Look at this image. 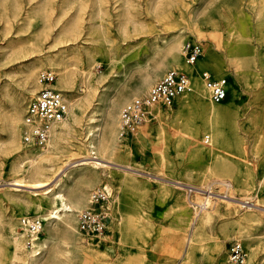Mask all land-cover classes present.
Listing matches in <instances>:
<instances>
[{
	"label": "bare ground",
	"instance_id": "6f19581e",
	"mask_svg": "<svg viewBox=\"0 0 264 264\" xmlns=\"http://www.w3.org/2000/svg\"><path fill=\"white\" fill-rule=\"evenodd\" d=\"M53 1L54 0H45L43 3L39 4L38 1L35 0L37 6L27 10L22 17V19L24 18L27 20L28 26L32 21H36L38 16L41 17V26L39 30L35 33H31L30 31L27 36L17 38V41L12 45L15 51H23L25 52L24 55L35 57L29 64L20 69V85L23 87L21 95L23 97L25 94L28 95L32 93V95L26 102L24 112H22L21 108V98L16 95L11 96L13 101L12 111H9L3 119L7 129L5 152L10 155L13 160L10 164V170L14 175L8 184L14 188L13 195L17 197L20 196L19 191L22 190V187L25 188V190L22 191L28 194L30 199L23 201L21 204L26 209L25 211H35L32 215H35L34 217L39 218L43 222L48 239L45 240L44 236H39L36 241H33L35 247H28L27 232L23 229L16 231L18 226H16V222L10 218L7 225L10 230V243L12 248L9 257L3 260L4 263L6 261V264H77L81 255L87 251H94L97 257L101 259L105 253L99 252L92 245L91 240H94V235H85L80 232L77 227L78 214L83 209H87L91 206V192L99 186H104L112 191L111 187L106 184L105 181H102L101 184L96 185L90 190V194L86 193L87 187L102 180L97 170L109 166V163L123 166L126 168L124 172L137 170L135 167L121 165L113 160L117 154L124 151V142L126 141L128 144L132 140L139 142L143 149L149 150L151 155L150 160L153 161L155 166L161 169L163 166L165 167L167 160L164 153V148L167 147L168 144L167 140L177 137L175 132H173V117L175 112L171 114L167 113L160 105H155L152 109L157 121L152 126L148 125L149 120H146L134 126L131 130L122 133L119 125L121 110L126 104L132 102L135 97L147 94L152 85L161 78L164 71L167 69H175L181 64L183 44L186 41H193L188 39L182 44L181 38L185 31L181 30L182 28L175 29L166 39H162L161 42H154L153 46L156 52L155 60L150 66V69L143 75L141 81L131 87L130 91L127 88L119 90L118 93L99 110L96 108V104H91L87 109L91 101L90 97L93 95L91 78L95 59L93 58L92 51H86L87 57L86 59H82L78 46L72 44H75L83 32L84 22L86 20L89 21L94 18L101 19L104 15H107L105 6L107 0H94L93 3H88V0H60L57 7L53 5ZM115 1L117 2L119 0H114V2ZM219 1L220 2H218V0H202L192 11V19H197L199 23H201L200 27L202 23L208 26V33L214 44L223 51H231L228 55L229 58L227 62L233 70L234 77L239 79L243 64L253 61V53H255L256 50H251L250 46L244 42H229L228 39H231L230 36L215 34L216 21L214 16L219 12V8L222 7L223 3L222 0ZM89 2L91 1L89 0ZM14 3H16V0ZM174 3V0H156L153 9L157 14L161 11L164 12L166 7ZM237 3L238 2L234 0H228L226 5L232 4V10H235L237 17H240V6ZM254 3H257V17H261L264 20V0H255ZM13 6V8L16 9L15 7H17V5ZM118 8L115 19L122 33H127L129 27H136L138 24H142L136 17L132 0L121 1L118 3ZM16 12H14L11 18L7 16L8 18L4 20V25L6 27H8L12 19L17 16ZM164 16L170 17L171 12H164ZM223 18L226 19L224 15ZM236 23L237 29L231 27L229 28V32L230 34L234 32L237 36H241L243 34L241 31H245L246 27L241 26L242 24H240L239 21ZM201 28H199V32L202 31ZM46 42L49 48H55V46H57V49H55L56 52L43 54V44ZM236 52H238L240 56H237L235 54ZM250 53H252L250 57H242V55ZM222 64L223 62L220 59L212 55H204L203 58H199L197 64H192L191 69L188 71L184 70L189 77L191 76V84L188 88L189 91H184L176 97L177 104L180 108L185 105H192L194 116L197 118L193 126L189 127V135L194 148L206 149L208 155L211 156L213 155V143H218L220 138L226 133L236 140V147H239L237 135L240 129H253V125L256 124L260 128L259 131L261 134L264 135V102L261 101L260 105H258L259 107L255 108L245 117H240L235 115L232 109L222 106L221 102L227 97V94L220 102H213L209 98L208 89L203 78L201 77L202 80L198 78L197 69L204 66L213 70H220ZM45 70L53 74L54 82L51 84L49 82L48 85L60 93L66 104V112L62 119L55 121V123L51 125L48 132L49 137L47 136L48 139L46 138L45 143L43 142V146L40 148H32L35 144H29L24 141V135L27 131V125L24 122L25 111L30 99L36 96L38 90L42 89V84L39 83L38 77L39 74ZM257 70L258 69L255 67V75H253L251 79L252 87L249 91L254 102L261 99L263 96L258 87L260 82ZM74 83L78 84V91L76 92L71 90ZM85 110L87 111L85 112ZM79 125H82L80 129L83 130V141L81 142L84 144V147L90 151V154L76 156L75 158L83 160L72 161L71 163L67 162L68 164L62 167L58 166L55 172L54 164H49L50 160H52L51 156L54 154V150L63 149L69 153V156L80 152L79 149H81V146L72 143L70 140V137L74 135V130H76ZM260 132H255L254 135L253 131L254 140L250 146L251 154L257 152V140L260 137ZM199 134L203 135L202 140H206L207 138V141L210 139L211 142L203 146L201 141H198ZM146 158L147 157L143 155L142 159ZM208 167L209 159L204 169L208 170ZM170 168L171 165H168L167 169L169 170ZM76 169L79 170L78 174L70 176L73 170ZM205 170H199L194 174L189 173L188 175L202 178ZM238 171L243 172L242 176L248 177L253 173L254 165H250L242 158ZM259 171V182L264 183V161ZM54 172L56 174L51 183L50 178ZM215 181H218L222 185L228 183L220 179H215ZM175 182L179 188L185 189L183 185L187 186L182 180H176ZM239 182L240 185L237 186L235 190L246 193L248 190V188L245 187L247 181H245V179H240ZM188 186L195 187L196 192L194 193V199L196 202H199L202 196H200L201 193H199L198 189L204 188L203 184L200 182ZM226 187L227 195L225 196L227 198L219 197L214 200L207 199L206 207L195 211L190 205L191 200L189 197L186 201H184L183 197L177 199V215L183 227L189 226L193 234L191 237H188L185 244L183 252V257L185 259L184 264H191L190 249L194 242H199V248L202 251L201 256H203L204 245L201 244V242L206 238L212 237V224L214 219L223 214L219 211L218 202L216 200H220L224 203L227 208V214H237L236 212H238V209L236 205L245 208V211L241 214H237L227 220H222L220 225L222 232L226 233L228 231L229 239H235L233 242H239L240 244L242 242L244 245V247L242 246L245 253L243 261L235 264H254L259 257L256 249L257 243H260L262 249H264V238L260 239L259 242L257 238L259 234H257L258 231H255L253 224L244 221L245 217L251 215L253 206H261L264 208V204L254 200L251 201L247 197H235L233 195L234 188H232L231 191L229 184ZM114 197L116 199L117 195ZM112 200L111 193V198L106 203L109 210V218L112 217L114 207ZM185 202H187L188 208L190 206L189 211L190 214H192V219L187 212ZM253 219V221L258 222V215H255ZM108 221H106V224ZM137 221H139V219H137ZM135 226L141 227V224L135 223ZM101 234H97L96 237H94L98 238ZM181 235L182 234L179 235L180 245L184 238ZM223 248L222 242L214 240L213 250L217 255L216 264H232L228 261L229 247L226 252L225 261L222 260L221 254ZM105 250L109 251L110 249L108 247ZM0 264H3V262ZM257 264H260L259 261Z\"/></svg>",
	"mask_w": 264,
	"mask_h": 264
},
{
	"label": "rangeland",
	"instance_id": "374dc122",
	"mask_svg": "<svg viewBox=\"0 0 264 264\" xmlns=\"http://www.w3.org/2000/svg\"><path fill=\"white\" fill-rule=\"evenodd\" d=\"M36 1L41 4L45 0ZM90 1L88 0V3L94 2V0ZM121 1L123 0L117 2L107 0L105 3L107 15H104L101 19L86 20L83 32L75 44H72L78 46L82 59H86V51H92L95 59L91 78L93 95L90 97L91 101L87 109L91 104H96V108L99 110L119 90L127 88L130 91L131 87L141 81L143 75L150 69L155 60L154 42H161L162 39H166L171 32L178 28L185 31L181 38L182 44L188 39L202 44V52L199 58H203L204 55H212L223 62L220 70H213L204 66L197 69L200 80H202L201 71H209L215 76H225L227 78V97L221 102L223 107L232 109L237 116L245 117L255 108H258L261 101L264 102V20L256 15L257 3H254L255 0H234L240 6V17H237L236 11L232 10V4L226 5L228 0H222V7L214 16L216 35L230 36L229 42H244L250 46L251 50H256L253 53V61L243 64L239 79L234 77L233 70L227 62L231 51H223L214 44L208 33V26L202 23L201 27L203 28H201V23L197 19H192V11L202 0H174L175 3L164 10L167 13L168 11L171 12L170 17H165L163 11L155 13L153 6L156 0H132L136 17L142 24L129 27L125 34L119 30L115 19L116 11L119 9L118 3ZM14 2L15 0H0V263L3 262V264H6V261L4 263L3 260L9 257L12 248L7 222L10 218L13 219L17 224L16 226H18L16 231H19L21 230L19 226L21 216H35L32 215L35 211H25L26 209L21 204L23 201L30 199V196L22 191L25 188L22 187V190L19 191L20 196L17 197L13 195L14 188L8 184L14 175L10 170V164L13 160L5 152L7 129L3 119L9 111H12L13 101L11 96L16 95L21 98V108L24 112L26 102L32 95V93L25 94L24 97L21 95L23 87L20 85V69L29 64L35 57L24 55L25 52L23 51H15L12 45L17 41V38L27 36L30 31L35 33L39 30L41 17L38 16L37 20L32 21L28 26L27 20L22 19V17L27 10L37 6L35 0H16V3ZM59 2L60 0H54L53 5L57 7ZM218 2L220 1L218 0ZM13 5H17L16 9L13 8ZM14 12L17 16L6 27L4 20L8 17L11 18ZM223 15L226 19L223 18ZM237 21L242 24L241 26L246 27L245 31H241L243 32L241 36L229 32L231 27L237 29ZM199 28L202 31L199 32ZM47 45V42L43 44V54L56 52L57 46L49 48ZM235 54L240 56L238 52ZM251 55L252 53L242 55V57H250ZM181 58V64L175 69H183V71L191 69L192 64H188L183 55H181ZM195 64H197V61ZM255 67L258 69L257 73H259V91L263 94L262 98L256 100V102L253 101L249 92L252 87L251 79L255 75ZM190 78L191 76L189 80ZM53 82L54 76L50 84ZM71 90L73 92L78 91V84L74 83ZM161 107L167 113L175 112L173 132L177 135L176 138L167 140V147L164 148L167 159L165 167L159 169L158 166H155L153 161L150 160L149 150L143 149L139 142L132 140L128 144L126 141L124 142V151L117 154L113 160L121 165L135 167L137 170L124 172L126 168L114 163H109V166L97 170L102 180L87 187L86 193L90 194L92 188L105 181L112 189V203L114 206L112 217L107 222L105 231L98 238L93 236L94 240H91L95 249L101 253L104 252L105 255L100 259L94 251H87L81 255L77 264H184L185 244L188 237L193 234L189 226L183 227L177 215L178 206L176 202L179 197H183L184 201L188 197L191 198L186 190L188 185L201 182L203 187H206V184L215 181V179H220L230 183V190L234 188L233 195L235 197H247L251 201L254 200L264 204V183L259 182V170L264 161V135L259 131L258 125L254 124L253 129H240L238 131L237 141L239 147L235 145L236 140L227 133L224 134L218 143H213V155L211 156L208 155L206 149L200 147V149H195L191 141L189 127H192L197 120L192 105H185L180 108L175 100L171 106ZM156 122V118H152L148 121V125L152 126ZM80 127L82 125H79L74 130V135L70 137L72 143L81 146L80 152L75 150L79 153L69 156V153L63 149L54 150L49 164H54L55 172L58 166L62 167L72 161L83 160L75 158L76 156L90 154V151L81 142L83 141V130ZM253 131L254 135L255 132H260L255 154L250 153V146L254 140ZM202 137V134L198 135V141H201L203 146L211 142L210 139L207 141V138L202 140ZM44 143L34 145L32 148H40ZM143 155L147 158L142 159ZM242 158L250 165H254V171L248 177L242 176L243 172L238 171ZM208 159L209 167L208 170H205ZM168 165H171L169 170L167 169ZM199 170H205L202 178L188 175ZM78 171L77 169L73 170L70 176L77 175ZM55 172L51 175V183L56 174ZM240 179L247 181L245 184V187L248 188L246 193L235 190L240 185ZM176 180H182L186 183L187 186L183 185L185 189L179 188L175 182ZM220 188H223V186H220ZM113 195H117V198L115 199ZM216 201L218 202L219 211L223 214L214 219L212 237L201 242L204 245L203 256H201L202 251L199 248V242H194L192 245L190 249L191 264H216L217 255L213 250L214 240L223 243L224 248L221 258L225 261L229 244L235 240L228 238V231L226 233L222 232L220 228L221 221L241 214L245 211V208L236 205L237 214H227L224 203L220 200ZM185 204L192 219V214L189 211L190 206L188 208L187 202ZM255 215L259 217L258 222L253 221ZM244 221L253 224L255 231H258L257 234L259 233L257 238L260 242V239L264 238V208L253 206L251 215L245 217ZM135 223L141 224V227L135 226ZM180 234L184 237L181 245L179 244ZM41 236H44L45 240L48 239L44 225ZM241 245L244 247L242 242ZM108 247L110 250H105ZM256 249L259 257L254 264H257L258 261L263 264L264 249H262L260 243H257Z\"/></svg>",
	"mask_w": 264,
	"mask_h": 264
},
{
	"label": "built area",
	"instance_id": "2783aa9c",
	"mask_svg": "<svg viewBox=\"0 0 264 264\" xmlns=\"http://www.w3.org/2000/svg\"><path fill=\"white\" fill-rule=\"evenodd\" d=\"M202 44L195 41H186L182 47V55L188 64H194L202 52ZM205 85L209 92V98L213 102L222 101L227 94V78L215 76L209 71H201ZM53 80V74L45 70L39 74L38 81L42 89L38 90L36 96L30 99L25 111L24 122L27 131L24 141L35 145L42 144L49 129L55 121L62 119L66 112V104L57 90L51 88L48 83ZM190 85L188 74L179 69H168L162 77L149 89L147 94L135 97L132 102L126 104L121 110L120 130L122 133L131 130L134 126L146 120L155 118L152 111L155 105L171 106L176 97L187 91ZM29 127V129H28ZM230 183L220 184L212 181L206 187L198 189L202 198L199 202L194 199L195 187L187 186L192 209L198 210L206 207L207 199L214 200L226 197V189ZM223 188H220V186ZM112 191L104 186H99L90 194L91 206L83 209L77 216V227L85 235L101 234L105 231V224L110 218L108 216L107 201L111 198ZM20 229L28 234L27 246L35 247L33 241L37 240L43 228V222L34 216H22L19 218ZM244 250L239 242H232L229 246L228 261L232 264L241 263L244 258Z\"/></svg>",
	"mask_w": 264,
	"mask_h": 264
}]
</instances>
